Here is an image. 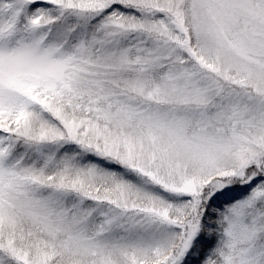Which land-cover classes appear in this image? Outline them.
Returning <instances> with one entry per match:
<instances>
[{
	"label": "snow or ice",
	"instance_id": "1",
	"mask_svg": "<svg viewBox=\"0 0 264 264\" xmlns=\"http://www.w3.org/2000/svg\"><path fill=\"white\" fill-rule=\"evenodd\" d=\"M0 264H264V0H0Z\"/></svg>",
	"mask_w": 264,
	"mask_h": 264
}]
</instances>
